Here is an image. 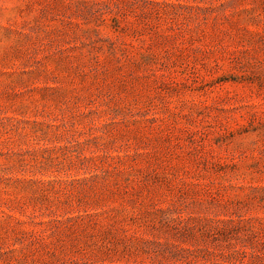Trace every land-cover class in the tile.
<instances>
[{
  "label": "rangeland",
  "instance_id": "rangeland-1",
  "mask_svg": "<svg viewBox=\"0 0 264 264\" xmlns=\"http://www.w3.org/2000/svg\"><path fill=\"white\" fill-rule=\"evenodd\" d=\"M0 264H264V0H0Z\"/></svg>",
  "mask_w": 264,
  "mask_h": 264
}]
</instances>
